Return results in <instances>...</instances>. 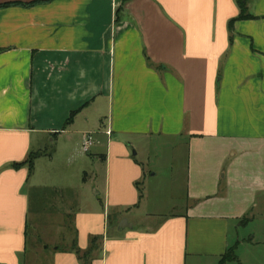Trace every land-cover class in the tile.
Masks as SVG:
<instances>
[{
  "label": "crops",
  "instance_id": "1",
  "mask_svg": "<svg viewBox=\"0 0 264 264\" xmlns=\"http://www.w3.org/2000/svg\"><path fill=\"white\" fill-rule=\"evenodd\" d=\"M9 2L22 4L0 7V264L36 263L29 207L46 200L41 155L30 174L10 163L45 142L84 157L88 133L91 173L54 195L70 223L38 264H220L229 248L222 264H264V225L241 234L264 211V0L231 27L235 0ZM154 138L183 150L184 201L119 229L143 198L130 150Z\"/></svg>",
  "mask_w": 264,
  "mask_h": 264
},
{
  "label": "rangeland",
  "instance_id": "2",
  "mask_svg": "<svg viewBox=\"0 0 264 264\" xmlns=\"http://www.w3.org/2000/svg\"><path fill=\"white\" fill-rule=\"evenodd\" d=\"M55 143L45 142L42 146L33 147L32 151L40 150L41 158L37 162V177L33 180L43 183V194L45 199L41 207H37L36 202H32L29 207L27 222V247L29 243L36 238L37 252L36 263L40 261V247L48 245H62V229L70 223L68 218L63 217L67 208L62 204L61 197H56L55 213L52 214L54 204V195H69V188L74 189L82 180L87 178L92 170V163L85 158H89L88 153L83 152L84 157L66 158V155H57L55 152ZM138 151L136 158L143 166V174L139 179V188L142 191L143 198L138 207L130 211H124L121 215L130 224L134 226H146L151 224L152 220L144 219L145 214L155 213L163 217L172 213H177L182 206L183 200V175H184V156L180 147L171 145L166 140L154 138L139 142L130 150L131 154ZM58 191V192H57ZM53 196V197H52ZM47 197V198H46ZM43 205H46L45 208ZM110 212L111 219L107 226V231H115V219ZM258 215L252 223L242 224L241 234L248 237L252 233L261 234V228L264 225V211L258 212ZM262 215V216H261ZM64 220V221H63ZM67 221V222H66ZM119 224V223H118ZM118 228V225H117ZM60 234V235H59ZM36 236V237H35ZM30 249L28 250V252ZM46 258V257H44ZM46 261V260H45ZM38 262V263H37Z\"/></svg>",
  "mask_w": 264,
  "mask_h": 264
},
{
  "label": "trees",
  "instance_id": "3",
  "mask_svg": "<svg viewBox=\"0 0 264 264\" xmlns=\"http://www.w3.org/2000/svg\"><path fill=\"white\" fill-rule=\"evenodd\" d=\"M37 2H39V1H32V2L26 3L25 5H33V4L37 3ZM235 2L239 6L240 12H239V15H237L234 19H231L229 21V27H231L233 21H235L237 19L251 17V15L249 13H246V5L244 3V0H235ZM17 4H22V3H20V2L3 3V4H0V7L8 6V5H17ZM71 117H72V113L69 116V118L67 119V122L70 121ZM39 155H41L40 151L39 152L38 151H30L28 153L27 157L25 158V160L20 161V162H12V163H10V166L12 168L17 169V168H20L23 165H27L28 173L30 174L32 172V170H33L34 160ZM139 193H140V191H139ZM95 239L96 238L93 237L92 238V242ZM75 251H76V254H79V250L77 248H75ZM83 257H85V255ZM228 260H236V256L234 254V250L232 248H229L228 250L225 251V253L221 257L220 264H222L223 262L228 261Z\"/></svg>",
  "mask_w": 264,
  "mask_h": 264
},
{
  "label": "built area",
  "instance_id": "4",
  "mask_svg": "<svg viewBox=\"0 0 264 264\" xmlns=\"http://www.w3.org/2000/svg\"><path fill=\"white\" fill-rule=\"evenodd\" d=\"M94 143H95V139L93 138L92 134L90 133L85 134L84 137L82 138V142L80 145L81 151L87 152Z\"/></svg>",
  "mask_w": 264,
  "mask_h": 264
},
{
  "label": "water",
  "instance_id": "5",
  "mask_svg": "<svg viewBox=\"0 0 264 264\" xmlns=\"http://www.w3.org/2000/svg\"><path fill=\"white\" fill-rule=\"evenodd\" d=\"M124 227H131V224L129 222H127L126 219H122L120 222H119V225H118V228L121 229V228H124Z\"/></svg>",
  "mask_w": 264,
  "mask_h": 264
}]
</instances>
